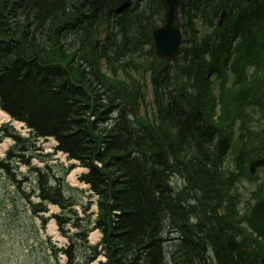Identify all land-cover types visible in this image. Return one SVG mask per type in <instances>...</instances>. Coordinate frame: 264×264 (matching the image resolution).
Masks as SVG:
<instances>
[{
	"label": "trees",
	"instance_id": "trees-1",
	"mask_svg": "<svg viewBox=\"0 0 264 264\" xmlns=\"http://www.w3.org/2000/svg\"><path fill=\"white\" fill-rule=\"evenodd\" d=\"M253 1L259 4L257 10L242 19L238 8L228 7L232 16L224 26L216 24L199 41L197 21L213 26L219 15L217 0H183L185 47L172 63L157 58L153 41V31L165 22L160 0H0V41L7 43L0 44V106L12 118L28 122L33 138L54 136L58 150L89 169L83 180L99 196L97 218H79L73 208L79 200L69 194L76 190L64 182L67 169L56 166V174L50 166L45 173L34 168L42 202L33 203L31 194L19 190L29 178L18 180L14 163L31 165L34 157L47 156L39 155L34 141L20 137L11 126L0 128V141L16 140L0 166L24 195L20 199L34 214L46 210L43 203L59 205L63 213L56 217L62 229L70 223L79 229L72 243L83 242L93 251L84 262L71 258L70 246L67 264H90L100 255L98 246L87 243L93 224L103 233L100 246L106 261L101 264H166L169 257L160 247L170 239L166 225L183 234L173 262L196 264L191 251H213L216 262L204 259L205 264H263L264 200L240 216L239 197L233 194L239 178L250 176L247 162L261 155L264 142V0ZM94 4L103 6L95 9ZM96 12L100 15L94 19ZM34 17L50 20L52 28ZM83 25L92 29V37L73 31ZM67 30L75 36L69 37ZM240 32L242 44L250 47L243 54L255 56L256 74L226 93L222 82L216 95L211 79L227 77L225 58L233 53L232 40ZM34 39L45 47L66 40L70 47L67 55L51 50L56 61L47 65ZM22 65L25 71L14 72ZM148 83L155 107L150 115L140 109ZM183 111L188 117L180 123L169 116ZM233 144L239 150V174L222 168ZM90 205H82L85 213ZM24 206L14 202L15 215L22 219ZM53 252L56 257L57 250Z\"/></svg>",
	"mask_w": 264,
	"mask_h": 264
},
{
	"label": "rangeland",
	"instance_id": "rangeland-1",
	"mask_svg": "<svg viewBox=\"0 0 264 264\" xmlns=\"http://www.w3.org/2000/svg\"><path fill=\"white\" fill-rule=\"evenodd\" d=\"M151 96L148 97L147 104L145 107H147V110L150 112L151 111ZM143 110V108H142ZM7 120L3 121L6 122ZM3 122L0 123V126L4 124ZM49 141H45L42 144H38L41 146L44 150H38L36 148L37 153H48L49 148L47 147V143ZM10 145L9 139L4 141L2 144H0V158H3L5 155V146ZM47 148V149H46ZM50 154V152H49ZM59 161L57 164H60L61 162L65 161L64 156H60ZM56 160V159H55ZM53 161L54 163L56 161ZM67 161V160H66ZM47 162V160H45ZM69 163V161H67ZM43 163L41 160L36 159L34 161V165H39L41 166ZM55 165V164H53ZM46 166L43 170V173L47 171ZM53 169L51 170V173L54 171L56 174H59L58 170L55 167H52ZM22 172H27V168L25 166L21 167ZM13 172H16L15 169H13ZM84 172V168L81 166H76L71 174L74 173L75 176L80 177L81 174ZM71 174L68 176V180H72L73 178L71 177ZM261 175H264L263 171L260 173ZM30 177L33 178V175L30 173L28 174ZM67 177H66V182H68ZM180 182V181H179ZM178 182V183H179ZM69 183V182H68ZM70 184V183H69ZM255 184L252 183H247L245 188L243 187L242 190L244 193H247V195L250 193V190L255 187ZM78 188L84 189L85 191L88 190L86 186H84L83 183L78 184ZM31 188V184L27 183L24 185V189L26 191H29ZM247 189V190H246ZM74 190V189H73ZM69 194L77 198L79 200L78 203V210L81 215L82 213V205L87 204V199H84V203L80 204L82 202V198H91L92 193L90 191L85 192V196H80L76 191H71ZM246 195V196H247ZM245 196V197H246ZM17 197V192H15V187L12 185V183L8 180V177L2 172L0 168V264H43V260H45V256L48 254L46 251V248L48 247L46 245L45 247V252L43 249H41V246L38 240H33L30 239V231L28 228L21 227V224L19 222L22 221L21 216H15L14 212V207H13V198ZM95 199V198H94ZM92 199V200H94ZM240 208H243V205H240ZM96 208L95 205L93 208L88 213H95ZM28 233V235L26 233ZM58 230H55V223L50 222V224L47 227L46 233L48 234L47 236H52L53 242L55 241L57 244H61V241H59V237L63 235L60 233L57 235ZM45 233L41 234L42 238H44ZM58 236V237H57ZM99 236L98 231L94 232L92 234V237L90 240L95 239ZM91 243H93L91 241ZM93 264H98L97 262Z\"/></svg>",
	"mask_w": 264,
	"mask_h": 264
},
{
	"label": "bare ground",
	"instance_id": "bare-ground-1",
	"mask_svg": "<svg viewBox=\"0 0 264 264\" xmlns=\"http://www.w3.org/2000/svg\"><path fill=\"white\" fill-rule=\"evenodd\" d=\"M92 6V5H91ZM94 7L97 6L95 9H99L101 8L103 5H93ZM99 12H96L95 14H93L94 16V19L98 18L99 16ZM34 19L36 21L39 20V24L40 25H43L47 28H52V23L50 20H46L44 18H36L34 17ZM58 19V18H57ZM85 22H83L84 24ZM44 29V28H43ZM75 32H77V34H80V33H84V34H87V35H90L91 37L93 36V31L92 29H90V27H88L87 25H83V26H76L74 28ZM67 35L69 37H72L75 36V33L74 32H70L69 30L66 31ZM185 33V29L183 27V34ZM65 34V33H63ZM0 37H1V32H0ZM33 43L35 44V47H37V52L40 56H46L47 57V61H46V64L47 65H54L55 61H56V58L54 57L53 53H50L51 50H54L55 51V54L60 52L59 54H65L67 55V50L69 49L70 47V43L68 41H62V42H59L55 44H50L48 46H43L41 44H38V42L34 39L33 40ZM0 44L5 47L7 45L6 41H0ZM58 45V46H57ZM54 46V47H53ZM62 47H65V48H62ZM50 53V54H49ZM3 65H0V68L2 67ZM25 67L22 65L20 67H18V69H15L14 72H18V71H25ZM54 72V71H52ZM60 74V73H59ZM62 75V74H60ZM63 84H59V86L56 88V90L58 92H61V90H63V85H64V82H62ZM179 108L181 109H184V106L181 102H178V105H177ZM179 108H176V111L179 110ZM142 112V110H141ZM186 113L183 111V112H172L169 116L170 117H173L174 119H176L179 123L181 120H183L184 118L188 117V115H186ZM7 115L3 112H0V122L2 121H5L7 120ZM23 122L26 124V126L28 128H31L33 130V127H31L29 125L28 122L24 121ZM110 122H113V119L110 120ZM73 123L75 124L74 126V129H77L76 125H77V121L76 119L73 120ZM78 126V125H77ZM46 138H55L54 136H49V137H43V139H46ZM141 141H143V139H141ZM85 147H90V141L88 142H85ZM146 146L148 148H150L151 150L153 151H156L155 147L152 145L151 142L147 141L146 142ZM133 158H136V156H133ZM133 158H130V160H133ZM116 215H120V216H123V213L121 212L120 209H116L115 212H114ZM50 220L51 222H54L55 223V227H58V228H62L61 225L59 224V221H58V218L56 216H53V215H50ZM119 222L120 224H125V220L123 219H115V222ZM39 225H35V227H38ZM164 230H165V235L166 237L170 238L168 239L169 241H167L166 243H162L160 244V247H161V250H162V254L166 257V259L169 257V259L166 261V264H180V261H176V262H173L172 259H171V256L177 254L176 251L177 250V247L175 248V245L179 244L180 241H183L182 240V232L177 228L173 227L170 228L168 225H166L164 227ZM230 230V229H229ZM232 230V229H231ZM102 232V231H101ZM26 233V232H25ZM28 235V233H26ZM103 234V233H102ZM91 241L93 243H91ZM87 243H88V246L91 247V248H94L96 246H98V251L101 252L100 254H102V248L100 246V244L98 243V240L97 238L95 239H92V240H89L87 239ZM72 248V250L74 251V256H72L71 258H80L82 261L84 262H87V260L90 259V255H92V250H89L86 248L85 244L83 242H74L73 240V243H72V240L69 241L68 243H66L60 250L57 251V255L62 257L63 259H69V256H67V253L66 251L70 248ZM191 254L192 256H194L195 258L198 259V262L196 264H205V261L204 259H207L209 262L210 261H214L216 262V258H215V255H213V251L210 252V255L207 254L206 252H198V251H191ZM183 259V258H182ZM145 261V260H143ZM184 263H185V259H183ZM182 263V262H181ZM140 264H143V263H140Z\"/></svg>",
	"mask_w": 264,
	"mask_h": 264
},
{
	"label": "water",
	"instance_id": "water-1",
	"mask_svg": "<svg viewBox=\"0 0 264 264\" xmlns=\"http://www.w3.org/2000/svg\"><path fill=\"white\" fill-rule=\"evenodd\" d=\"M166 8V23L153 33L160 58L174 60L183 45V26L180 18L181 0H162ZM264 160L252 162V170L262 166ZM264 261V260H263Z\"/></svg>",
	"mask_w": 264,
	"mask_h": 264
}]
</instances>
